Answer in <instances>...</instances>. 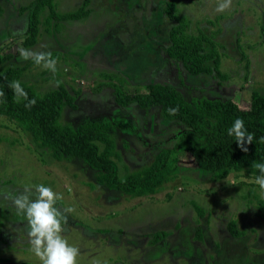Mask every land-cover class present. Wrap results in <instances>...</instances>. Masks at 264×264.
Instances as JSON below:
<instances>
[{"label":"rangeland","instance_id":"374dc122","mask_svg":"<svg viewBox=\"0 0 264 264\" xmlns=\"http://www.w3.org/2000/svg\"><path fill=\"white\" fill-rule=\"evenodd\" d=\"M35 0H0V53L20 58L19 48L57 53L55 74L32 66L24 81L39 93L58 89L59 80L75 98L60 122L77 128L94 120L125 119L131 131L116 130L118 174L140 171L184 130L167 122L160 109L119 106L111 88H100L105 73L128 81L130 93L149 83L176 87L187 99H232L250 107L251 93L264 95V0H231L223 13L218 0H90V14L62 23L52 33L41 25L34 46H23ZM85 0H57L58 10L79 9ZM170 1L189 18L190 31L202 30L219 43L221 73L191 75L169 58L173 23L165 14ZM48 11L41 17V21ZM208 48H210L208 46ZM175 177L154 196L131 197L97 182V172L80 159H54L38 151L30 135L0 116V190L14 193L43 184L61 193L55 206L65 213L63 232L80 249L77 264H264V192L255 180L232 175L215 181L181 153ZM203 210L200 215L196 210ZM237 220L244 235L234 238L228 223ZM26 220L0 197V264H41L29 249ZM169 236L151 244L157 234ZM198 232L202 239H198Z\"/></svg>","mask_w":264,"mask_h":264},{"label":"trees","instance_id":"16d2710c","mask_svg":"<svg viewBox=\"0 0 264 264\" xmlns=\"http://www.w3.org/2000/svg\"><path fill=\"white\" fill-rule=\"evenodd\" d=\"M89 2L85 0L79 9L62 13L58 10L57 0L33 1L26 7L31 14L23 46L31 47L37 43L41 25L46 32L52 33L64 22L85 19L90 14ZM165 14L173 23L167 48L169 58L180 62L194 76L214 72L220 74L219 43L202 30L192 33L191 22L180 13L176 1L167 4ZM52 56L57 58L58 54ZM13 57L12 54L0 53V91L4 93L0 97V116L30 135L38 151L47 152L58 161L66 158L82 160L97 172L99 185L134 198L154 196L175 177L181 153L190 154L197 170L210 173L215 181L226 180L232 175L255 180L260 174L252 167L254 161L264 163V142H260V138L264 137V95L258 91L251 93L250 107L242 109L232 99H187L176 87L168 84L149 83L143 86V91L130 93L125 78L112 73L103 74L99 87L111 88L119 106L136 104L144 110L157 108L165 121L184 126L172 148L162 149L154 161L142 170H128L124 177H120L117 163L122 157L112 132L131 131V124L125 119L88 121L77 128L62 124L63 111L67 106L75 108V98L61 83L58 89L39 93L33 85L24 81L27 71L35 64L30 61L19 65ZM15 80L21 82L29 100H36L31 108L25 107L27 101L23 99L16 101L9 88V83ZM177 108L175 115L169 114V109ZM236 118L243 119L248 132L255 137L251 145H246V153L237 146L235 138L228 135L227 130ZM196 210L203 215L201 207L196 206ZM228 230L234 238L244 235L235 219L228 223ZM201 235L198 232V239H202ZM168 236L167 232L157 234L151 244L159 243Z\"/></svg>","mask_w":264,"mask_h":264},{"label":"clouds","instance_id":"9594fccd","mask_svg":"<svg viewBox=\"0 0 264 264\" xmlns=\"http://www.w3.org/2000/svg\"><path fill=\"white\" fill-rule=\"evenodd\" d=\"M231 6V0H218L216 11L223 13ZM20 58L24 61L31 60L35 65L40 66L49 72L55 74L57 71V60L51 52H35L23 47L17 50ZM61 82L56 81L57 87ZM9 88L13 91L17 102L21 99L27 101L25 107L31 108L36 100H29L27 92L19 80L11 81ZM4 93L0 91V97ZM177 109H169L170 115H175ZM230 137H234L237 146L241 151L247 152L246 145H251L254 140V134L248 132L245 122L241 118H236L233 125L227 130ZM264 142V137L260 138ZM252 167L260 173L255 178V183L259 185L264 192V163L254 161ZM35 198H33V188H25L22 192L14 193L6 190H0V197L11 202L17 215H22L26 224L24 233L27 242L30 245V251L39 258L41 264H77V257L80 255V249L67 241L62 235L67 225V215L74 211L72 208L63 211L56 207V201L62 200L61 193L53 191L51 187L43 184L34 186Z\"/></svg>","mask_w":264,"mask_h":264}]
</instances>
